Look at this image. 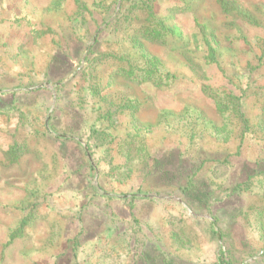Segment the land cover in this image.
<instances>
[{"label":"rangeland","instance_id":"obj_1","mask_svg":"<svg viewBox=\"0 0 264 264\" xmlns=\"http://www.w3.org/2000/svg\"><path fill=\"white\" fill-rule=\"evenodd\" d=\"M0 264H264V0H0Z\"/></svg>","mask_w":264,"mask_h":264},{"label":"trees","instance_id":"obj_2","mask_svg":"<svg viewBox=\"0 0 264 264\" xmlns=\"http://www.w3.org/2000/svg\"><path fill=\"white\" fill-rule=\"evenodd\" d=\"M158 63L153 61V60H148L147 63H146V70H142L140 71L139 73L142 72V74H145V76H153L158 68ZM222 108V107H220Z\"/></svg>","mask_w":264,"mask_h":264}]
</instances>
